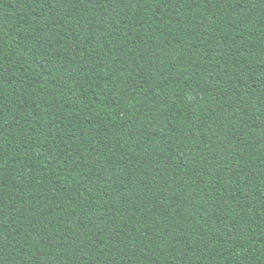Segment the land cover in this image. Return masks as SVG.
I'll return each instance as SVG.
<instances>
[{
    "label": "trees",
    "instance_id": "16d2710c",
    "mask_svg": "<svg viewBox=\"0 0 264 264\" xmlns=\"http://www.w3.org/2000/svg\"><path fill=\"white\" fill-rule=\"evenodd\" d=\"M0 264H264V0H0Z\"/></svg>",
    "mask_w": 264,
    "mask_h": 264
}]
</instances>
